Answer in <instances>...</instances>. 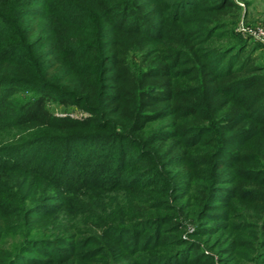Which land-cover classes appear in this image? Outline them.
Here are the masks:
<instances>
[{"label": "trees", "instance_id": "16d2710c", "mask_svg": "<svg viewBox=\"0 0 264 264\" xmlns=\"http://www.w3.org/2000/svg\"><path fill=\"white\" fill-rule=\"evenodd\" d=\"M240 11L0 0V264H264V64Z\"/></svg>", "mask_w": 264, "mask_h": 264}, {"label": "rangeland", "instance_id": "374dc122", "mask_svg": "<svg viewBox=\"0 0 264 264\" xmlns=\"http://www.w3.org/2000/svg\"><path fill=\"white\" fill-rule=\"evenodd\" d=\"M234 1L241 8L240 16L238 21L236 22L234 32L242 40L246 41L251 46L256 48L254 55L257 56L258 60L264 64V45L260 44V42L254 39L253 37L257 30L262 29L264 31V0H246V2L249 3L247 8L239 0H234ZM244 31H246L248 34L244 33ZM249 34H251L250 37L248 36ZM30 96L31 95L27 93H18L15 95L14 98L16 100H24ZM46 107L52 114L60 117L79 118L84 116V113L82 111L77 110L74 107H70V106L66 107L55 102L47 103ZM120 199H122V197ZM227 240L229 241L230 239L227 238ZM215 241L216 240L214 238L210 240V243H214ZM249 257L252 258L253 255H248L247 257L248 260ZM244 264H249V263L245 262Z\"/></svg>", "mask_w": 264, "mask_h": 264}, {"label": "built area", "instance_id": "2783aa9c", "mask_svg": "<svg viewBox=\"0 0 264 264\" xmlns=\"http://www.w3.org/2000/svg\"><path fill=\"white\" fill-rule=\"evenodd\" d=\"M244 33L248 34L246 31H244ZM250 35L251 34L248 36L250 37ZM253 37L254 39L258 40L260 44L264 45V31L262 29L257 30Z\"/></svg>", "mask_w": 264, "mask_h": 264}]
</instances>
